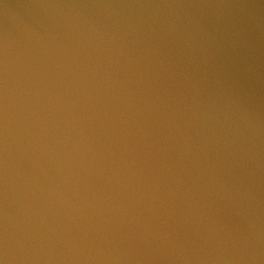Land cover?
Instances as JSON below:
<instances>
[{
	"label": "water",
	"instance_id": "95a60500",
	"mask_svg": "<svg viewBox=\"0 0 264 264\" xmlns=\"http://www.w3.org/2000/svg\"><path fill=\"white\" fill-rule=\"evenodd\" d=\"M0 264H264V0H0Z\"/></svg>",
	"mask_w": 264,
	"mask_h": 264
}]
</instances>
